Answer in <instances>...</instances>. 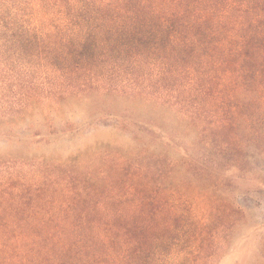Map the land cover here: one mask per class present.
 Instances as JSON below:
<instances>
[{"label":"trees","instance_id":"trees-1","mask_svg":"<svg viewBox=\"0 0 264 264\" xmlns=\"http://www.w3.org/2000/svg\"><path fill=\"white\" fill-rule=\"evenodd\" d=\"M94 97L175 126L139 121L109 174L81 154L0 158V264H218L248 224L229 195L264 170V0H0V141L9 122L34 113L49 130L54 108ZM143 132L182 154L148 152ZM246 264H264V232Z\"/></svg>","mask_w":264,"mask_h":264},{"label":"rangeland","instance_id":"rangeland-1","mask_svg":"<svg viewBox=\"0 0 264 264\" xmlns=\"http://www.w3.org/2000/svg\"><path fill=\"white\" fill-rule=\"evenodd\" d=\"M45 105H42V110L47 113L50 108L47 109ZM93 107L100 108L99 112L101 113L99 115L92 114ZM54 109L50 115L51 121H48L52 126L49 130L43 126L44 123L40 121V117L34 113L31 116H25L17 123L9 122L5 125L4 128L13 130L11 140L0 141V158L22 156L30 164H33L37 159L44 162H60L81 154L76 159L81 161L80 166L83 171L99 173L104 169L109 174L116 165L120 164V158L126 156L129 158L131 137L134 133L136 134L135 130L136 126L140 125L139 121L159 114V117L165 119L169 128L175 126L173 118L164 116L162 111L153 108L157 111L154 113L150 109H141L120 98L98 100V97H94L90 101L88 99V102L87 100L75 102L70 106ZM108 113L115 114L117 118L106 116ZM83 120H85L84 123ZM64 121H68V124L62 123ZM20 127H24L26 134L18 132L17 129ZM176 129L180 130V128ZM69 130H73V133ZM77 130L78 132L75 134L74 131ZM39 132L41 137L34 139L33 135ZM50 132L52 134L48 135ZM168 133L172 134L170 131ZM140 138V147L143 144L151 143L148 152L164 153L169 160L177 159L176 153L182 154L183 152V146L178 142H176L178 146L175 147L173 146L175 144L170 141L160 142L147 132L141 133L138 136V139ZM19 140L22 142H18ZM102 154H108L105 160H102ZM240 161L242 160L240 159ZM139 164L140 167L143 166L142 161H139ZM122 167L123 164L119 168ZM262 168L264 167L261 166ZM14 170L18 172V168ZM23 170L30 176V167L23 168ZM125 171L129 172L127 169ZM163 173L167 176L170 174L166 168H163ZM170 176L169 180L173 181L174 185L179 187L178 189L186 191L190 188L191 178L188 174H184L181 170H175L171 172ZM253 176L257 181H252L246 186L237 185L232 189L233 193L229 195L231 201L236 200L248 206V224L241 226L235 234H232L229 251L219 259L218 264H246L254 250L255 242L258 241L259 234L264 232L262 229V227L264 228V186L259 185L260 182H264V170H254ZM247 190H251L249 194H245Z\"/></svg>","mask_w":264,"mask_h":264}]
</instances>
